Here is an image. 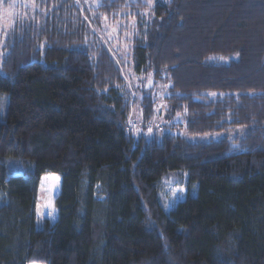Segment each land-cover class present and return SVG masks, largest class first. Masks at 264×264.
I'll return each instance as SVG.
<instances>
[{
	"label": "trees",
	"instance_id": "1",
	"mask_svg": "<svg viewBox=\"0 0 264 264\" xmlns=\"http://www.w3.org/2000/svg\"><path fill=\"white\" fill-rule=\"evenodd\" d=\"M2 50L0 264H264V0H36ZM158 84L171 126L246 132L149 131ZM44 174L61 176L54 221ZM170 176L189 189L167 209Z\"/></svg>",
	"mask_w": 264,
	"mask_h": 264
},
{
	"label": "rangeland",
	"instance_id": "2",
	"mask_svg": "<svg viewBox=\"0 0 264 264\" xmlns=\"http://www.w3.org/2000/svg\"><path fill=\"white\" fill-rule=\"evenodd\" d=\"M35 2L36 0H0V23L1 27L3 28V36L0 40V56H2V47L5 44L8 33L10 32L16 18L19 16H27L31 14L32 10L35 7ZM102 33L108 39V41H110L112 46L111 49L114 55L119 59L120 62H123L126 67L127 62L130 60V43L126 40L125 37H123V34L120 33L119 29H109V32L107 30H102ZM127 72L131 76V79L136 87H140V85H142L144 81L145 75L136 73L135 70L130 67H127ZM161 88H163V85L158 84L156 88L153 87L150 88L151 90H147L148 95L156 101L155 117L152 118L151 123L148 125V127H150L151 129V132L155 131L156 129L160 130L162 123L168 122L167 129H169L170 132L181 135L187 140L195 143L217 141L225 137L231 138L236 135H243L246 132V127L239 126L234 127L228 131L193 135L187 132L184 125L176 124L175 126H171V123H177L178 120L181 121V118L179 117L175 119L171 117L170 119H168L167 113L169 114V112L166 101L164 100L165 93H162V91H160ZM142 113V110L136 108L134 111V115L130 120V125L136 130H139V127L142 123ZM3 114L4 112L1 111L0 120L4 118ZM55 177H59V179L56 180L54 179ZM60 186L61 176L59 174L42 175L40 188L36 197L37 212L41 218H49L52 221L57 219V210L54 200L60 191ZM159 188L161 195L164 198L163 205L167 209H170L174 206V204L186 197L187 191L189 189V184L186 178H184L182 181H177L175 180L174 176H170L168 179L162 181L159 184ZM28 264L37 263L30 262Z\"/></svg>",
	"mask_w": 264,
	"mask_h": 264
},
{
	"label": "snow or ice",
	"instance_id": "3",
	"mask_svg": "<svg viewBox=\"0 0 264 264\" xmlns=\"http://www.w3.org/2000/svg\"><path fill=\"white\" fill-rule=\"evenodd\" d=\"M149 131H151V129H149ZM54 179L58 180V179H59V177H55Z\"/></svg>",
	"mask_w": 264,
	"mask_h": 264
}]
</instances>
